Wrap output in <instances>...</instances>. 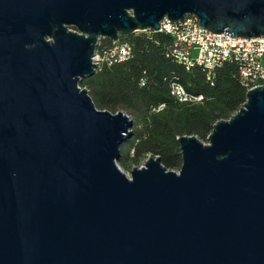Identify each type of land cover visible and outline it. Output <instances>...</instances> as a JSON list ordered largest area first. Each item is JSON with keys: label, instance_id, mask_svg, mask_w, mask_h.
<instances>
[{"label": "water", "instance_id": "water-1", "mask_svg": "<svg viewBox=\"0 0 264 264\" xmlns=\"http://www.w3.org/2000/svg\"><path fill=\"white\" fill-rule=\"evenodd\" d=\"M187 17L264 39V0H0V264H264L263 86L129 176L133 119L81 87L102 40Z\"/></svg>", "mask_w": 264, "mask_h": 264}, {"label": "trees", "instance_id": "trees-1", "mask_svg": "<svg viewBox=\"0 0 264 264\" xmlns=\"http://www.w3.org/2000/svg\"><path fill=\"white\" fill-rule=\"evenodd\" d=\"M120 41L131 44L132 57L113 67H104L82 81L99 110L126 113L133 119L132 135L121 147V168L140 166L153 156L159 157L169 171L178 172L182 156L178 138L196 136L208 143L214 125L229 120L246 102L234 62H226L211 81L200 67L186 71L167 57L175 41L166 34H134ZM112 46L102 40L98 48ZM181 84L200 102L180 103L171 94V85ZM133 153V154H132Z\"/></svg>", "mask_w": 264, "mask_h": 264}, {"label": "built area", "instance_id": "built-area-1", "mask_svg": "<svg viewBox=\"0 0 264 264\" xmlns=\"http://www.w3.org/2000/svg\"><path fill=\"white\" fill-rule=\"evenodd\" d=\"M184 22L173 23L168 19L161 23V33L175 41L174 48L167 57L186 71L200 67L211 81L216 69L226 62H234L239 70L240 80L247 91L264 87V39H232L230 36L215 35L200 28L195 17H187ZM145 34H155L151 31ZM101 44V43H100ZM100 46V45H99ZM130 43L120 41L97 51L96 72L104 67H113L132 57ZM171 94L180 103L200 102L203 98L190 96L179 83L171 85Z\"/></svg>", "mask_w": 264, "mask_h": 264}, {"label": "rangeland", "instance_id": "rangeland-1", "mask_svg": "<svg viewBox=\"0 0 264 264\" xmlns=\"http://www.w3.org/2000/svg\"><path fill=\"white\" fill-rule=\"evenodd\" d=\"M136 34H140V33H136ZM132 154H133V153H132ZM145 161H146V160H145ZM145 161L142 162V164H141L140 166H133V165H131V168H130V169H128V170H124V169L122 168V170L124 171V173H125L127 176H129L130 173H131V170H132L134 167H141V166H143L144 163H145Z\"/></svg>", "mask_w": 264, "mask_h": 264}]
</instances>
